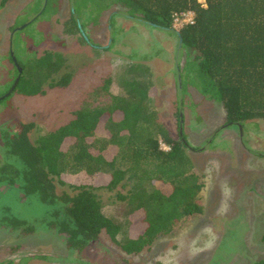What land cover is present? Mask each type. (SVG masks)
<instances>
[{"label": "rangeland", "instance_id": "1", "mask_svg": "<svg viewBox=\"0 0 264 264\" xmlns=\"http://www.w3.org/2000/svg\"><path fill=\"white\" fill-rule=\"evenodd\" d=\"M122 11L111 0H8L0 7V159L5 132L35 123L29 133L34 141L67 123L80 108L109 105L114 95L124 94L125 79L147 84L148 78L160 121L176 138L182 128L187 139L204 182V212L138 254L125 253L106 233L76 250L66 235L41 220L47 211L39 200L0 183V214H17L37 228L28 232L0 224V264H259L264 259V119L227 125L219 102L193 85L181 86L190 52L181 47L178 30L153 27ZM68 19L83 31L64 33ZM14 50L22 60L45 50L61 52L66 62L59 74L71 72L70 84H46L44 94L14 91L8 96L18 77ZM107 79L111 84L106 87ZM63 190L70 192L58 185L57 192ZM101 194L105 213L123 225L122 240L129 205L108 191Z\"/></svg>", "mask_w": 264, "mask_h": 264}, {"label": "trees", "instance_id": "2", "mask_svg": "<svg viewBox=\"0 0 264 264\" xmlns=\"http://www.w3.org/2000/svg\"><path fill=\"white\" fill-rule=\"evenodd\" d=\"M7 1L0 0V7ZM204 1L205 5L200 0L111 4L123 8L121 14L165 30H174L175 13L192 10L194 22L177 34L181 47L190 52L180 74L181 86L186 90L193 85L219 102L227 125L264 119V0ZM78 24L66 20L63 32L78 33ZM13 52L22 69L19 74L13 61L20 75L13 92L32 96L44 94L46 84H70L71 72L59 74L66 62L61 52L45 50L28 60ZM146 80L141 84L125 79L124 94L114 95L109 105L80 108L67 123L34 141L29 133L35 123L20 124L17 131L3 135L0 183L39 200L47 211L41 220L66 235L72 249L81 250L106 233L125 253L138 254L204 212V182L189 155L187 139L182 133L181 138L174 137L160 121L151 105L150 79ZM106 83L111 84L108 79ZM58 185L68 186L70 192H57ZM101 191L129 205L131 217L122 240L118 235L123 225L105 213ZM0 224L37 231L33 223L12 213L0 214Z\"/></svg>", "mask_w": 264, "mask_h": 264}, {"label": "built area", "instance_id": "3", "mask_svg": "<svg viewBox=\"0 0 264 264\" xmlns=\"http://www.w3.org/2000/svg\"><path fill=\"white\" fill-rule=\"evenodd\" d=\"M205 5V1H201ZM194 22V12L192 10H187L182 13H175L173 16V28L180 30L185 25Z\"/></svg>", "mask_w": 264, "mask_h": 264}, {"label": "water", "instance_id": "4", "mask_svg": "<svg viewBox=\"0 0 264 264\" xmlns=\"http://www.w3.org/2000/svg\"><path fill=\"white\" fill-rule=\"evenodd\" d=\"M179 33V31H177V34ZM87 39V38H86ZM11 54L13 55V61L15 62L16 66L19 67V74H21L22 72V69L21 67L19 66L17 60H16V57L14 56V53L11 52ZM19 78H20V75L17 77V79L15 80L13 86L11 87L10 91L7 92V95L11 94L13 92V90L16 88L18 82H19ZM1 100V99H0ZM181 133H182V128H181Z\"/></svg>", "mask_w": 264, "mask_h": 264}, {"label": "crops", "instance_id": "5", "mask_svg": "<svg viewBox=\"0 0 264 264\" xmlns=\"http://www.w3.org/2000/svg\"><path fill=\"white\" fill-rule=\"evenodd\" d=\"M79 27H80V30L83 31L82 27H81V24H79Z\"/></svg>", "mask_w": 264, "mask_h": 264}, {"label": "flooded vegetation", "instance_id": "6", "mask_svg": "<svg viewBox=\"0 0 264 264\" xmlns=\"http://www.w3.org/2000/svg\"><path fill=\"white\" fill-rule=\"evenodd\" d=\"M19 192V195H22L21 192L19 190H17Z\"/></svg>", "mask_w": 264, "mask_h": 264}]
</instances>
